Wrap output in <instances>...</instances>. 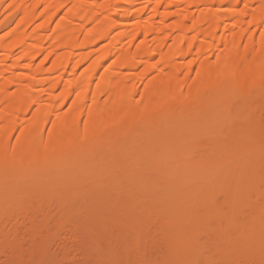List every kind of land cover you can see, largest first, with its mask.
<instances>
[{
  "label": "bare ground",
  "instance_id": "obj_1",
  "mask_svg": "<svg viewBox=\"0 0 264 264\" xmlns=\"http://www.w3.org/2000/svg\"><path fill=\"white\" fill-rule=\"evenodd\" d=\"M253 90L258 97L246 94ZM216 91L227 93L229 102ZM209 106L214 113L205 111ZM251 123L264 124V0H0V212L42 213L44 204L51 203L49 190L73 186L70 167L89 165L88 171L101 176L124 162L122 175L115 177L118 182L148 170V156L121 140L137 131L146 132L149 140H158L162 133L174 135L169 144H175L179 154L158 143L153 151L166 166V175L178 177L173 181L178 187L184 176L203 178L202 167L221 170L243 157L264 161L263 138L231 133V125L240 129ZM77 142L92 146L75 154L71 147ZM238 171L230 179L228 173L217 172V179L234 180L231 185L240 187L225 191L222 204L204 192L208 198L202 205L213 212L210 221V214L204 217L197 210L182 217L186 226L196 221L194 243L202 228L197 224L205 223L215 227L207 240L214 236L218 243L211 242V250L206 241L200 247V241L190 242L193 237L184 240L186 230L178 229L171 243L191 244L178 252L184 257L181 264H195L193 257L199 264L215 258L225 264H264V209L249 210L252 222L245 221V230L237 227L241 217L235 215L244 210L247 214L243 208H249L241 187L259 177L252 176V170L245 175ZM143 173L139 175L146 178ZM112 174L102 178L114 180ZM33 189L40 195L30 196ZM227 205H232L231 213L241 210L222 225L215 212L224 215L222 207ZM175 212L173 221L181 223ZM200 230V239H205ZM133 237L131 242L139 240ZM195 250L203 257L195 256ZM205 252L214 258L206 260ZM241 253L244 259H239Z\"/></svg>",
  "mask_w": 264,
  "mask_h": 264
},
{
  "label": "rangeland",
  "instance_id": "obj_2",
  "mask_svg": "<svg viewBox=\"0 0 264 264\" xmlns=\"http://www.w3.org/2000/svg\"><path fill=\"white\" fill-rule=\"evenodd\" d=\"M218 92L219 91H216V93L215 92L214 93L221 94L222 99H224V101L226 102H229V98L228 96H226L227 93L223 94ZM246 94L252 97H255V95H257L256 97H258L259 93L256 90H253ZM206 108L205 111L207 112L209 111V113H211V111L214 113L215 111V109L210 106ZM165 123H168L167 120ZM262 125H257V123L256 124L251 123L248 124V126H242L243 128L240 129H238L237 127L235 128L234 125H231L230 128H231V133H233L234 137L236 138L250 136L249 137L250 139L262 140L261 138L264 139V126ZM183 131L184 132L187 131V128L184 127ZM146 135H147L146 132L137 131L130 136L127 135L121 136V140H124V142L127 144L131 143L132 148L134 150L138 152L140 151L142 155L148 156L146 159L148 161L150 160L149 162L152 165L151 168H149L148 170H144V171L140 170V173H137L138 175L136 174V177L134 176L132 179H129L127 181H121V182L130 181L128 182L130 183L129 185L115 180V177L118 178V176L122 175L119 172L120 171L119 168L120 167L124 168L126 166L124 162H121L119 164L121 166L119 167L113 166L110 168L111 170H115V171H110L111 173H113L112 177L114 179L111 180L112 178H109L108 180L110 181H107L106 179L102 178V174L103 176H105V178L110 177V175L108 176V174H111L110 172L102 173L100 174L101 176H99L96 173L94 174L88 171L89 169L87 168H89V165L88 166L85 165L86 167L85 166L84 167L78 166L73 168L70 167L68 169V172L70 175H72L73 186L70 187L71 189L66 187L65 189H63V187L55 186L53 187L54 191L49 190L46 196L48 197L47 200H51V203L49 202L44 204V207H42L43 208L42 213L38 212L39 214L38 213L35 214V212L29 211V213L23 215L22 213L13 214L2 210L1 211L2 213L0 212V264H16V263L18 264H34V263L35 264H124L127 263V261L129 264H132V261L130 259H132L135 262V264L138 263L160 264L161 261L162 263L165 264H169L170 262L168 263V261H171L175 264L176 262L180 263L182 262V260H184L182 259L184 257L181 258L178 252L182 251L183 249H189V245L191 244H189V241L185 242L184 240H188L189 237L190 238L193 237L191 235L195 233L191 234V231H193V229L196 228V227L194 228L192 227L193 226L192 223L195 219H193L192 221L189 220L192 223L191 225L186 226V221L182 220V217L185 218L186 215L190 216L192 213H196L192 211L197 210L198 212H200V214H203L204 217L210 214L209 215V221H210L211 213L213 212L211 209L207 210L206 209L207 207H204V205H202L204 204V202H206V199L204 197L210 195L208 196L210 198L207 197L209 200H213L214 202L222 204L221 202L224 201L223 199H224L225 191H229L231 188L233 190L236 187L240 188L236 185H231L232 182L234 183L236 182L234 180L224 182V180L217 179V174L219 172H223V173L225 172V174L228 173L227 174L228 176L226 177H228L227 179H230L229 177L232 176L231 173L234 172L235 170L238 171V168L234 166V164L235 165L237 164L238 167L241 168L238 172L240 173L242 172L245 175L246 172L247 174L248 173L252 174L250 173L252 170L254 172L252 176L256 175V177L259 178L256 179L257 181L254 180L255 178L250 180V184L246 183L248 181H246L245 178L243 180L246 183L245 184L246 187L245 185L242 186L241 189L243 187L244 189H242L243 191L240 192H243V196L241 197H243L242 199L246 203V207H249V208H243V210L246 209L247 214H244L245 210L243 211V213L242 212H239L238 214L236 213L241 209L235 211L236 214L231 213L229 212L230 210L229 208L232 205H230V207L228 205H227L228 207L223 206L222 209L223 211L226 212L224 213L225 216L221 214L222 216L221 217L218 212H215L216 215L215 217H217L218 222H221V224L224 225L228 217L231 216L232 214H235L236 217H241L240 219L237 218L236 220L237 227L241 228V230H245L244 228H247L249 226L246 224L248 223L250 224V222H252L250 220L251 215L249 214V210L251 211L253 210V208H255V210L253 211L258 210V212H262V210L264 209L263 159L261 160V158L260 159L252 158L253 159L252 160L251 158L248 159L246 157H243V159L240 158V160H238L240 162L237 161V163L232 164L233 166L231 164H230L231 166L229 165L225 166L227 164L223 165L221 167L222 171L216 169L214 170L210 167H202L200 170L202 172L201 174H203V176L201 177L203 178H199L197 176H190V175H188L187 177L184 176L180 180L182 181V183L180 182L181 185L178 187L174 183L176 181L175 180L176 178L178 180V177L166 175V173L168 172H164V171H167V169L163 168L166 166H162L163 164L159 163L160 156L156 154L155 151H153V149H156V147L158 146L156 145V143H158L159 145L160 144L164 146L168 145L167 147L169 148L168 151L170 150L169 152L173 154H179L180 151L175 147L176 145L169 144L174 142L172 141L175 140L174 135L170 133L167 134L162 133V136L160 135L158 136V138L156 137L158 140L156 139L149 140L146 137ZM258 136H260V138H258ZM150 142H152L151 145ZM85 144L87 145L88 143H81V142L75 143L71 147V152H74L75 154H79L90 148L89 146H92L91 144H88L87 146ZM151 147L153 148L150 149ZM103 153L104 155H108L107 154L108 152L106 153V151H104ZM152 162L155 164H153ZM231 167H233L234 169L236 167V169L233 170V168ZM110 169L107 170L109 171ZM85 170L86 172L87 171L88 172L86 173ZM143 172L151 175L153 179L152 178L150 179L147 174H146L147 179L144 177L141 178V176L144 175H139V174H144ZM209 176H211L212 178H209ZM103 179L106 180V182H109L110 184L106 183ZM231 179H235V178H231ZM100 180H102V182ZM114 181L117 184H113ZM172 182L173 185H175L178 188H175L174 186L171 189V187L173 186V185L171 186ZM20 188L23 189L24 187H22L21 185L19 189ZM220 191L223 194L220 193ZM204 192H206V194L208 195L205 194L204 196ZM240 192L238 193V195L240 194ZM30 194H31L30 196L33 197L40 195V193L37 192L36 190L35 192L31 191ZM221 194L223 195V198ZM54 195L57 200H60V202L55 201L56 199L54 198ZM61 197L67 199V202H65L64 200L65 203H62L63 201L61 200H63L64 198L61 199ZM179 198L182 200H180ZM220 199H222V201H220ZM200 201L201 202L203 201V203L200 204ZM59 203H61V205ZM70 204L72 206H70ZM236 205L238 206V204ZM66 206L69 207L67 210L70 209V211L65 210V208H67ZM244 206L245 205H243L242 207ZM71 208H73L74 210L73 209L71 210ZM75 208L78 211L75 210ZM72 211H74L75 213H73ZM174 211H176L175 213L177 214L179 213L180 216L182 215L181 218L179 215H177L176 217V220L179 219L181 223H175L173 221L175 220V216H176V214L172 213ZM253 211H251V213H253ZM235 215H233L232 217H234ZM194 217H196V215L192 216V218ZM199 217L200 216H198V218ZM201 218L203 217L201 216ZM241 219L242 220L244 219V221H241ZM203 221L200 222L203 223ZM197 225L202 226V228H198V231L199 229H202L200 231H202V233L206 236L205 237L206 240L204 238H201L202 239L201 240L200 237L202 236H199L201 235V233L197 231L198 234L195 236L199 237L200 242L199 241L197 242H199V244L200 243L202 244L200 245V247L201 246L203 247L205 243L208 242L207 243L208 245L205 246L207 247L209 246L208 249L210 250L215 249L214 245L212 247V244L213 243L216 244V242L218 243V240L217 241L213 240L214 236H211L209 241L207 240V236H209L207 235V233H209L210 235L215 233L214 232L215 227H213L212 224L211 225L208 224L207 226L206 223L201 225L197 224ZM239 225L242 227H240ZM146 226H148V228ZM190 226L192 228H190ZM207 227L210 229H208ZM178 229L180 231L186 230L182 232L183 234H185V235L182 234V236H184L185 238L183 240V243L184 242L187 243L185 246H182L183 243H181L180 244L181 246L178 245L179 247H177V244L175 246L174 244L171 243L172 241H174L173 237H176V235L178 236L180 234L179 233L180 231H178ZM132 236H134L133 240H135V236H137L139 240H137L136 242L135 241L131 242L130 240H132L131 239ZM217 237L218 236H216L215 234V238ZM219 237H223V236L220 235ZM180 240L181 239L179 237V241ZM189 240H193L190 242H193V244H197V242L194 243L195 242L194 237L193 239H189ZM202 242L204 243V245ZM134 243L136 244L133 245ZM89 246H91L92 248H89ZM193 247L194 246H192V248ZM198 247L199 246H197L195 249H197ZM87 250H89L88 252H91L90 255L89 254L87 255ZM197 250L195 251L197 252ZM19 251L22 253L21 255L18 253ZM198 253L200 252H197L195 256L198 255L199 257L200 254ZM207 254L208 253L206 254L203 253V255L208 257L206 260H208L212 256V255L207 256ZM243 254H245V252ZM15 255H18L19 257L23 255L25 260L22 259L23 261H21L20 259L22 257L21 258L18 257V259H15L14 258ZM180 255L183 256V253H181ZM173 256L178 258H175ZM200 256H202V254ZM238 256H240L239 259H244V257H241L244 256L242 255V253L241 255ZM170 257L171 260L169 259ZM245 257H247V255ZM176 259L178 260L175 261ZM188 259H190V257ZM187 260L186 262H188ZM192 260H194L193 262L195 264H199L194 257ZM215 260L216 261L212 260L211 262V260H209L205 262L209 264H225L224 263L225 261L222 259L217 261V258H215ZM189 261L190 262L188 263L190 264L192 261L191 260ZM240 262L243 263L242 260Z\"/></svg>",
  "mask_w": 264,
  "mask_h": 264
}]
</instances>
